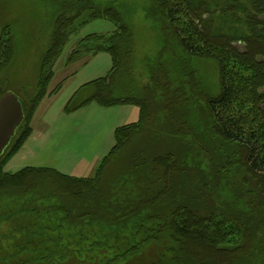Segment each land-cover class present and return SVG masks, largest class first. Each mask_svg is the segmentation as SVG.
<instances>
[{
	"label": "trees",
	"instance_id": "16d2710c",
	"mask_svg": "<svg viewBox=\"0 0 264 264\" xmlns=\"http://www.w3.org/2000/svg\"><path fill=\"white\" fill-rule=\"evenodd\" d=\"M51 1L57 11L39 81L0 154V239L5 225L22 238L0 243V264H127L142 252L150 253L143 264H264V0H148L163 45L140 73L117 0ZM96 19L114 31L81 38L69 60L105 53L111 67L62 111L134 106L138 120L114 130L91 177L49 167L5 172L31 135L55 62ZM3 31L4 63L13 38ZM193 59L217 63L215 98L196 82Z\"/></svg>",
	"mask_w": 264,
	"mask_h": 264
},
{
	"label": "rangeland",
	"instance_id": "374dc122",
	"mask_svg": "<svg viewBox=\"0 0 264 264\" xmlns=\"http://www.w3.org/2000/svg\"><path fill=\"white\" fill-rule=\"evenodd\" d=\"M92 1L103 7L110 0ZM117 2L133 33L136 71L140 73L143 68L144 72V65L153 63L162 48L160 27L146 14L148 0ZM56 11L57 7L51 0H0V34L4 30L3 33L6 31L13 38L12 51L6 62L3 63L5 59L0 54V99L6 92H11L18 97L21 106L26 107L25 92L31 93L35 82L39 81L41 58L50 41ZM113 31L112 23L96 19L71 36L54 64L53 76L46 87V93L29 122L30 127L33 121L34 125L39 127L42 121L46 123L48 140L41 150L34 151L33 157L10 163L15 155L12 156L4 166L5 172L14 173L29 166L54 168L63 174L77 177L92 176L94 166L90 167L84 163V159L106 155L114 145V135L111 128L104 125L110 121V115L90 110L94 108L106 112L104 110L107 108L91 103L93 107H86L82 113L80 111L72 117L61 113V110L80 85L106 75L111 62L109 55L105 53L87 61L76 55L69 60V54L81 38L91 34H109ZM192 65L195 80L206 97L218 96L220 82L217 63L211 59H193ZM259 92H264V89L261 88ZM79 157L82 159L81 165L78 163ZM223 196L226 198L227 195ZM7 226H4L6 232L0 239V243L6 244V248L22 240L12 230L7 232L10 231ZM149 254L143 255L142 252L138 258L127 264H143V257L147 258Z\"/></svg>",
	"mask_w": 264,
	"mask_h": 264
},
{
	"label": "crops",
	"instance_id": "0c3cea01",
	"mask_svg": "<svg viewBox=\"0 0 264 264\" xmlns=\"http://www.w3.org/2000/svg\"><path fill=\"white\" fill-rule=\"evenodd\" d=\"M111 62V60H110ZM111 67V66H110ZM109 71V70H108ZM107 74V73H106ZM99 78V77H98ZM94 80V79H93ZM92 81V80H91ZM90 82V81H89ZM88 83V82H86ZM84 83V84H86ZM82 84V85H84ZM82 85H80L76 90H78ZM75 90V91H76ZM74 91V92H75ZM74 92L72 93V95L74 94ZM71 95V96H72ZM48 96H50V92L48 93ZM70 96V97H71ZM70 99V98H69ZM68 99V100H69ZM93 104H89L86 107H93ZM86 107L81 108L71 114H69L68 116L72 117L75 114H77L78 112L82 113V111L84 109H86ZM118 108L115 107H111V108H107L106 112H100L102 110H95L94 108H91L93 112H99V113H105L110 115V121L105 123L104 125H106L107 127L109 126V128H111L110 130L113 131V135H114V130L117 127L123 126V123L129 124V123H134L138 120V115H139V111L137 109V107L134 106H117ZM63 110V108H62ZM61 110V113H63V111ZM64 115V114H63ZM67 115V114H65ZM33 121V120H32ZM128 122V123H127ZM124 124V125H126ZM48 128L47 124L44 123L43 121L41 122V127L39 126H35L34 125V121L31 124V135L28 137V139L25 141V143L23 144L22 148L19 150V152L17 154H15V156L12 158V161H24L26 158L28 159V157H33L35 156V150H41L42 146L44 144H46L47 140H48V130L46 129ZM111 149V148H110ZM109 152V151H108ZM107 152V153H108ZM106 153V154H107ZM105 156V155H104ZM103 156V157H104ZM103 157H99V156H92L90 160L88 159H84V163H87L90 167H93V171H92V175L94 174V171L98 165V163L102 160ZM15 159V160H14ZM92 161V162H91ZM82 159L79 157L78 158V163L79 165H81L82 163ZM95 162V163H94ZM94 163V165H93ZM29 167V166H28ZM54 169V168H53ZM56 170V169H55ZM67 175V174H66ZM72 176V175H70ZM77 177V176H76ZM81 177H85V176H81ZM87 177H91V176H87Z\"/></svg>",
	"mask_w": 264,
	"mask_h": 264
},
{
	"label": "water",
	"instance_id": "95a60500",
	"mask_svg": "<svg viewBox=\"0 0 264 264\" xmlns=\"http://www.w3.org/2000/svg\"><path fill=\"white\" fill-rule=\"evenodd\" d=\"M22 120L23 111L18 97L11 92H6L0 99V154Z\"/></svg>",
	"mask_w": 264,
	"mask_h": 264
}]
</instances>
